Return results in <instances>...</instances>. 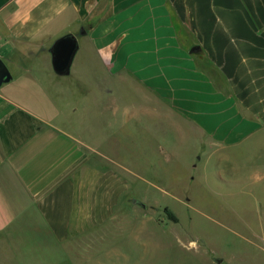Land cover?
Masks as SVG:
<instances>
[{
	"label": "crops",
	"instance_id": "crops-1",
	"mask_svg": "<svg viewBox=\"0 0 264 264\" xmlns=\"http://www.w3.org/2000/svg\"><path fill=\"white\" fill-rule=\"evenodd\" d=\"M68 34L79 47L59 75L50 51ZM0 60L4 242L100 247L126 175L142 176L124 143L169 144L183 124L212 153L264 138V0H0Z\"/></svg>",
	"mask_w": 264,
	"mask_h": 264
},
{
	"label": "rangeland",
	"instance_id": "rangeland-1",
	"mask_svg": "<svg viewBox=\"0 0 264 264\" xmlns=\"http://www.w3.org/2000/svg\"><path fill=\"white\" fill-rule=\"evenodd\" d=\"M169 139L123 144V166L142 176L123 170L130 192L116 213L121 222L108 226L100 247L87 252L78 246L70 257L51 241L0 240V264H264V138L212 153L183 124L171 127ZM164 150L170 160L161 158ZM127 198L137 202L136 210ZM24 251L38 256H20Z\"/></svg>",
	"mask_w": 264,
	"mask_h": 264
},
{
	"label": "water",
	"instance_id": "water-1",
	"mask_svg": "<svg viewBox=\"0 0 264 264\" xmlns=\"http://www.w3.org/2000/svg\"><path fill=\"white\" fill-rule=\"evenodd\" d=\"M83 33H85V31ZM78 47V38L73 34L63 36L54 43L50 52L52 54V65L57 74L68 75L70 73ZM10 80V71L4 62L0 60V87ZM219 263H221V261H219Z\"/></svg>",
	"mask_w": 264,
	"mask_h": 264
},
{
	"label": "trees",
	"instance_id": "trees-1",
	"mask_svg": "<svg viewBox=\"0 0 264 264\" xmlns=\"http://www.w3.org/2000/svg\"><path fill=\"white\" fill-rule=\"evenodd\" d=\"M166 213L170 219H172L175 222H178V218L176 217V215L171 210L166 209Z\"/></svg>",
	"mask_w": 264,
	"mask_h": 264
}]
</instances>
